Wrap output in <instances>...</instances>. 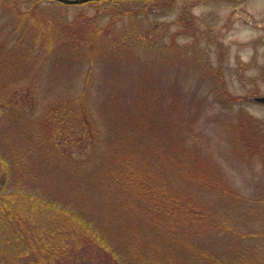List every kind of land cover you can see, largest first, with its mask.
I'll return each mask as SVG.
<instances>
[{
  "label": "trees",
  "instance_id": "obj_1",
  "mask_svg": "<svg viewBox=\"0 0 264 264\" xmlns=\"http://www.w3.org/2000/svg\"><path fill=\"white\" fill-rule=\"evenodd\" d=\"M103 1L128 5L140 0ZM0 3L10 15L28 19L25 23L37 11L33 7L20 13L17 0ZM138 16L126 18L144 32L139 37L134 32L131 38H119L117 32L109 36L103 23H95V29L88 25L92 36L84 32L75 40L79 52L74 68H84L82 60L90 62L87 70L95 59L102 61L108 64L103 82L74 85L71 98L46 106L32 99L29 115L38 117L36 125H27L31 142L16 150L19 161L13 149L8 153L0 148V264H33L40 254L53 255L48 264H64L58 259L73 257L76 264H264L257 260L264 257V234L256 231L250 217L255 199H245L222 166L210 167L214 158L193 128L199 113H191V105L182 101L185 92L178 77L169 85L162 59L130 50L145 48V37L157 29L163 36L153 35L148 45L160 43L165 56L176 52L188 60V48L177 46L169 24L151 20L148 11ZM13 29L0 25V109L6 118L24 112L13 86L19 84L25 92L35 86L27 71L19 79L10 77L12 71L5 73L12 70L11 53L22 51L19 45L28 41L14 42ZM43 29L47 33L50 27ZM7 46L9 52L4 51ZM153 65H158L159 76ZM87 70L90 79L92 71ZM196 98L197 105L203 104ZM60 111H68L63 122ZM228 113L222 126L228 132L225 140L249 159L263 161L264 135L252 134L249 129L255 125L242 113L235 124ZM43 140L53 150L51 156L40 144ZM39 164L59 169L61 175L54 168V174H43L44 180L61 188L58 177H64L74 187V202L26 181L30 176L38 180ZM67 228L74 229L71 244L64 236ZM225 235L233 239L226 246L211 245Z\"/></svg>",
  "mask_w": 264,
  "mask_h": 264
},
{
  "label": "rangeland",
  "instance_id": "obj_2",
  "mask_svg": "<svg viewBox=\"0 0 264 264\" xmlns=\"http://www.w3.org/2000/svg\"><path fill=\"white\" fill-rule=\"evenodd\" d=\"M144 1L146 0L130 2L128 5L122 3L110 5L103 0H99L98 3L90 0L81 4H62L53 0L52 2L51 0L41 2L17 0L16 5L20 13L33 7L37 10L32 15L35 20L31 19L33 21L29 23H25L28 19L10 15L6 6L0 3V25L14 28L15 32L12 33L15 36L14 42L28 39L24 45H19L22 51L11 53L12 58L9 60L12 62L8 68L12 70L7 69L5 73L12 71L10 77L15 76L19 79L24 77L27 71L35 79L31 80V85H35L34 89L26 90V92L19 84L13 86L16 104L18 106L20 104L24 111L22 115L6 118L0 109V148L8 153L10 149H13L12 154L17 157L16 161H19V151L16 150L24 145L27 147L31 142L27 125L32 121L36 125L34 120L38 117L29 115L32 99L46 106L53 101L71 98L74 85L82 87L85 84L84 81H88V85L103 82V69L105 70L108 64L104 65L102 61L98 63L95 59L93 68L90 70H87V66L90 67V62L87 60H82L84 68H79L77 71L74 68V54L79 52L75 43L80 34L85 32L86 36L89 34L92 36L93 33L89 32L88 27H94L95 23H103L109 36L114 32H117L119 38H126V36L131 38L132 32L134 37H139L138 33L143 36L144 32L141 28L135 27L126 17H139V13L148 11V17L151 20L155 17L164 24H169L168 33L177 34L174 40L178 47L188 48L186 55L189 59L185 60L176 52L165 56L163 52L166 50L160 43L152 47L148 45L153 35L157 38L163 36L161 29L152 30L151 34L145 37V48L139 49L133 46L130 50L142 52V55L153 53L155 57L162 59V63L166 64L164 72L166 73L167 70V76H165L169 85L174 76L178 77L177 82L185 92L182 101L191 105V113L193 111L199 113L193 128L195 132L200 133L199 142L203 144V148H208L207 151L214 158L210 167L213 168L216 164L222 166L225 172H228L232 186L245 199H255L252 204L254 208L250 214L252 226L257 232L264 234V211L262 212L264 160H258L256 157L249 159L243 154L241 148H231L225 140L228 132L227 130L223 132L225 128L222 127L224 121L229 120L228 116L225 119L226 112L231 111L228 115L233 118V124L236 123L237 114L242 113L255 125L249 129L251 133L257 135V132H260V135H264V103L253 100L256 96L264 95V0ZM122 17L125 19L124 23L120 20ZM44 27H50L47 33L43 32ZM32 37L33 46L29 44ZM165 41H168L167 37ZM79 47L82 50V46ZM7 48L4 51L9 52V47ZM38 52L41 53L40 57ZM76 62H78L77 59ZM42 66L43 68L40 69ZM157 67L158 65H153L159 76ZM37 69L41 71L35 72ZM86 70L92 71L90 79L86 75ZM194 96L203 104L197 105ZM23 103H26V106ZM64 106H66L65 103L61 107L62 110H65ZM60 112L61 115L58 117L60 122H63L67 118L68 111L65 114L64 111ZM232 133H236V130ZM198 140V138L195 139V142ZM40 144L49 155L53 152L52 149L46 148L47 144L44 140ZM24 162L28 164V159ZM40 162L41 160L36 163ZM27 164L24 165L27 166ZM52 165L55 166V163L52 162ZM54 166L39 164L38 180L30 176L26 181L38 183L40 187L42 186L41 189L46 188L50 195H56L63 201L70 199L74 202V187L71 188L64 177H58L59 184L64 186L61 188L54 182L50 183L49 180L45 182L46 175L54 174L55 170H59ZM20 167L17 172L19 176L21 171L25 170L23 165ZM57 172L61 175V172ZM44 183L46 186L43 187ZM64 231V236L70 239L71 244L74 241V229L67 228ZM232 240L231 235H225L217 245H211L219 247L221 244L224 247ZM212 241L216 243L217 239ZM231 247L233 248V245ZM40 255L35 258L33 264L52 263L53 255ZM263 258L257 260L264 263ZM79 260V257L75 259L76 262ZM58 261L64 264H76L74 257L61 258Z\"/></svg>",
  "mask_w": 264,
  "mask_h": 264
},
{
  "label": "water",
  "instance_id": "obj_3",
  "mask_svg": "<svg viewBox=\"0 0 264 264\" xmlns=\"http://www.w3.org/2000/svg\"><path fill=\"white\" fill-rule=\"evenodd\" d=\"M54 1H59L62 3H66V4H81V3H85V2L90 1V0H54ZM253 100L260 102V103H264V95L256 96V97H254Z\"/></svg>",
  "mask_w": 264,
  "mask_h": 264
}]
</instances>
